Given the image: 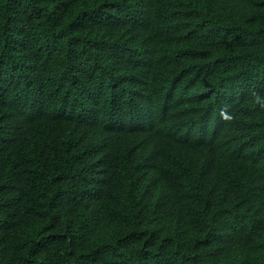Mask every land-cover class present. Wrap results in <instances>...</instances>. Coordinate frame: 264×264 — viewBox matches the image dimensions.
Wrapping results in <instances>:
<instances>
[{
	"label": "trees",
	"instance_id": "1",
	"mask_svg": "<svg viewBox=\"0 0 264 264\" xmlns=\"http://www.w3.org/2000/svg\"><path fill=\"white\" fill-rule=\"evenodd\" d=\"M0 264H264V0H0Z\"/></svg>",
	"mask_w": 264,
	"mask_h": 264
}]
</instances>
